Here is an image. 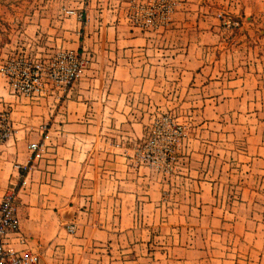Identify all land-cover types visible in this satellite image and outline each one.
I'll return each mask as SVG.
<instances>
[{"label":"crops","instance_id":"0c3cea01","mask_svg":"<svg viewBox=\"0 0 264 264\" xmlns=\"http://www.w3.org/2000/svg\"><path fill=\"white\" fill-rule=\"evenodd\" d=\"M113 10L116 8L100 14L95 21L101 24L100 29L90 30L87 44L79 46L87 47L94 61L60 97L18 95L0 74V110L9 111L13 125L11 135L0 141V199L6 191L14 190L19 231L27 238L25 246L39 253L37 264L63 261L68 255L63 252L68 250L72 256L71 250L82 241L70 234L66 225L78 223L84 213L87 236L105 239L118 256L125 246L122 238L129 232L127 227L141 229L142 218L151 223L152 217L168 214L163 195L173 181L136 171L124 163L125 157L109 152L112 149L107 145L129 134L138 136L145 113L137 105L167 102V96L162 97L159 91L162 85L172 84L171 76H176V70L184 72L185 67L192 68L188 70L192 76L194 68L214 49L206 38L204 23L200 26L201 18L194 23L199 31L184 42L180 25L189 24L187 16H174L167 28L150 31L130 24L123 9L117 10L119 15ZM71 33V44H77L82 36L70 30L65 35ZM8 46L11 41L0 42V57L10 52ZM179 56L182 66L177 63ZM189 59L197 65H189ZM41 124L49 134L47 151L30 161L27 145L41 138ZM251 167L261 173L247 179L235 201L238 205L230 210L223 209L215 190L216 184H222L216 176H203L201 171L189 176L190 190L182 191L179 198L191 193L201 215L211 216L214 224L218 216L216 225L199 230L202 241L179 247L185 251L183 264H264V163H252ZM176 177V182L184 178ZM148 228L152 232L153 227Z\"/></svg>","mask_w":264,"mask_h":264},{"label":"rangeland","instance_id":"374dc122","mask_svg":"<svg viewBox=\"0 0 264 264\" xmlns=\"http://www.w3.org/2000/svg\"><path fill=\"white\" fill-rule=\"evenodd\" d=\"M113 8L116 15L123 9V16L138 29L150 31L167 28L174 16H187L189 24L180 25L184 42L199 31L194 23L201 18L214 51L205 55L192 76V68L185 67L171 76L172 84L162 85L159 91L167 102L137 105L145 113L138 136L129 134L107 145L136 171L173 181L163 195L168 214L152 217L151 223L142 218L141 229L127 227L118 256L105 239L87 236L84 213L68 231L82 241L80 247L71 250L72 256L69 250L63 252L68 255L56 264H183L185 251L179 247L202 241V229L216 225L218 216L214 224L211 216L201 215L191 193L179 198L191 186L189 176L200 171L216 176L222 184L215 190L223 209L230 210L238 205L247 179L261 173L251 164L264 163V0H0V42H12L6 55L20 51L49 56L56 49L76 50L85 59L81 78L94 58L87 47L79 46L87 44L90 30L100 29L95 22L100 14ZM146 15L152 17L149 24L144 22ZM67 30L82 39L71 44L73 36H66ZM176 59L182 66L180 56ZM189 60V65H197ZM200 77L207 80L199 82ZM214 80L217 83L209 84ZM176 175L184 178L176 182Z\"/></svg>","mask_w":264,"mask_h":264},{"label":"built area","instance_id":"2783aa9c","mask_svg":"<svg viewBox=\"0 0 264 264\" xmlns=\"http://www.w3.org/2000/svg\"><path fill=\"white\" fill-rule=\"evenodd\" d=\"M138 16V12L136 17ZM144 22H152L151 15ZM85 59L72 49H56L49 56L32 55L20 51L6 55L0 61V74L7 80L13 93L31 99L55 96L60 97L83 74ZM41 138L30 141L29 160L40 159L46 149L49 138L45 124L40 125ZM13 130L10 113L0 110V141L7 139ZM26 166H23L25 169ZM23 182V181H22ZM67 231L75 229V223L66 225ZM13 238V240H9ZM26 236L19 231V216L14 190L6 191L0 199V264H37L39 253L25 246ZM15 243L21 244L19 248Z\"/></svg>","mask_w":264,"mask_h":264}]
</instances>
